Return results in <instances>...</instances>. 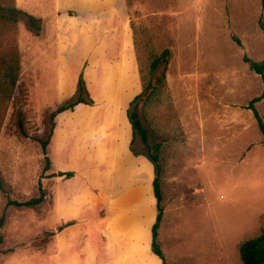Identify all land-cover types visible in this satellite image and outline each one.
Segmentation results:
<instances>
[{
    "label": "rangeland",
    "instance_id": "rangeland-1",
    "mask_svg": "<svg viewBox=\"0 0 264 264\" xmlns=\"http://www.w3.org/2000/svg\"><path fill=\"white\" fill-rule=\"evenodd\" d=\"M61 2L0 0L43 17L36 34L23 13L0 16V264H162L151 251L154 165L120 151L122 106L136 96L145 151L157 155L166 262L241 264L240 244L264 230V143L248 108L263 82L244 60H264V0H103L126 24L103 20L114 34L97 44L64 25L74 11ZM80 79L87 101L53 135L48 163L39 139ZM255 107L264 121V97ZM114 184L128 193L118 207ZM40 187L39 204L8 203ZM62 187L78 209L62 208Z\"/></svg>",
    "mask_w": 264,
    "mask_h": 264
},
{
    "label": "trees",
    "instance_id": "trees-1",
    "mask_svg": "<svg viewBox=\"0 0 264 264\" xmlns=\"http://www.w3.org/2000/svg\"><path fill=\"white\" fill-rule=\"evenodd\" d=\"M16 9L17 8H13V7L12 8L10 7L0 8V16L12 18V17H16L15 13L17 12L23 13L26 17V23L28 24V27L37 34L39 30L41 29V23H42L41 18L36 17L33 14L24 12L20 9H17V10ZM260 25L262 29L264 30V24H262L261 22ZM244 60L248 62L250 69L253 70L255 73H257L261 77L262 82H263L262 93L250 100L248 104V108L252 111L254 115V118L257 122L258 129L260 133L262 134L263 143H264V121L255 107V103L264 97V60L256 61V60H252L248 58L247 56H244ZM13 68L6 72L5 74L6 77L4 76V79L11 83V86L9 88L8 87L3 88L4 91L5 89L11 90L12 85L16 82V75L14 73ZM83 94H85L86 97L89 95L88 91L86 90L84 86L82 79H80L77 83L75 99L69 104H64V105L62 104L61 106L57 107L52 112L53 118L51 119V129L48 133V136L44 139H39L43 154L45 155V159L48 163L50 162V159L47 155V146L52 136L53 128L55 125V122H54L55 116L61 111H64L66 109H72L74 105L79 102H86L87 99L83 97ZM137 98L138 96H136L130 102L128 112H127L128 119L132 127V139L130 141L129 148H130V151L134 155H143L154 165L155 177L152 181V185H153L154 197L156 199L157 212H156L155 221L151 227V251L161 259L162 264H168L164 258V255L162 253V250L158 242V227H159L160 221L163 216V206L161 204L162 193H161L160 180H159L157 155L147 153L146 152L147 150L145 151V149L149 148L147 130L143 127L141 118L139 117L138 105L137 103H135ZM19 126L21 128V122L19 123ZM137 137H139V140L141 144L143 145V148L137 147L135 145V140ZM66 174L70 175V173H66ZM43 198H44L43 189L40 187V195L38 197L30 198L22 202L15 201V200H9L8 203L19 205V206H34V205L39 204L43 200ZM2 222H3V218H1L0 220V225L2 224ZM0 239H1V236H0ZM239 256H240L241 264H264V230L261 231L259 235L249 238L240 244Z\"/></svg>",
    "mask_w": 264,
    "mask_h": 264
},
{
    "label": "crops",
    "instance_id": "crops-1",
    "mask_svg": "<svg viewBox=\"0 0 264 264\" xmlns=\"http://www.w3.org/2000/svg\"><path fill=\"white\" fill-rule=\"evenodd\" d=\"M60 1H62V2L64 1V4H69L68 7L64 6L63 12L66 13V11L70 8L73 9V11H74V15H71V16H69L68 14H64L65 15L64 16V22H63L64 25H66V23H67V25L69 27L76 26V25L84 26L87 29V33L91 34L90 37H94L95 39H97V37H98V40H97V42L95 41V44H97L98 42H102V43L108 42V40L106 39L108 37L104 36L105 33H107V36H108V34H110V35L114 34V30H113L114 26H111V23H110V28L108 31L105 28V26L102 24L103 20H108L110 17H112V19H114L113 21L111 20L112 23L116 24L115 21L117 20V17H116V15H117V16H120L121 18H123L120 23L126 24V22H124L126 17H123V15H122V13L124 12V11H122L123 8L116 6V9L119 8L120 10H117L116 12H114L113 10L110 9L109 6H107L103 2V0H75L74 2L71 0H60ZM62 2H61V4H62ZM120 6H121V3H120ZM40 18L43 21V17H40ZM41 27H42V23H41ZM40 30H39V32H40ZM117 31H118V33L116 35L118 36L122 30L117 29L116 32ZM120 38L123 39V42H124V39H125L124 35L120 36ZM136 78H137V75H135V73H134L133 74V80L135 81ZM139 91L140 90H137V92H135V94L139 93ZM88 93H89V91H88ZM64 94H65V92H64ZM129 101H130V99H127L123 103V106H122L123 110L121 111L125 117V120H124L125 121V132L127 133V137H126L125 142H124L125 143L124 149L121 148L120 151H122V154H123L122 156H125V158L127 160L141 159V160H144L147 164H149L150 161L145 156L134 155L130 151V148H129L130 141L132 139V127H131L130 121L128 119V115H126L128 112V110H126V109L128 108ZM75 108L76 107H73L72 109H66L64 111H61L60 113H58L55 116V118H54L55 125L53 128V132H52V136H51L50 140L52 139L53 135L56 134V131L58 129H59V132H63L62 128L66 122L65 120L69 116L72 117L74 115L73 113L75 112ZM71 114H73V115H71ZM63 141L67 142V143L70 142V141H68V139L66 137L63 139ZM49 144H50V141L48 143V146H49ZM114 155H115V152H112V154L110 156H114ZM82 176H85V173H82V171H79L77 176H76V179L78 178L80 180L81 179L80 177H82ZM59 191L62 194L60 205L64 209L69 208L71 210L73 208L74 202H78V200L72 196V194L74 192L71 189H69L68 191H65L64 187H62ZM122 192L123 191L120 190V188L118 186H116V184H114L109 189L110 197H111V193L113 195H117V196L119 194L120 195L122 194L118 198H115L114 201H112V203H114L115 207L121 206L123 203L125 204V202L127 200L126 196L128 195V193L127 192L122 193ZM117 202H121V204H118ZM76 204H79V203H76ZM74 206L76 209H78L80 207V206L77 207L76 205H74ZM85 207H87V206H85Z\"/></svg>",
    "mask_w": 264,
    "mask_h": 264
}]
</instances>
